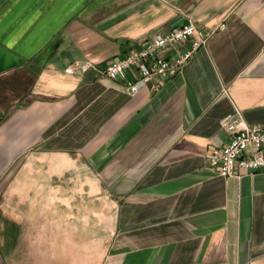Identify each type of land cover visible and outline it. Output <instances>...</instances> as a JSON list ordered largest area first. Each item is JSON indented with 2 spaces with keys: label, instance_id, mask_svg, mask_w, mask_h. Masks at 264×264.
Masks as SVG:
<instances>
[{
  "label": "crops",
  "instance_id": "1",
  "mask_svg": "<svg viewBox=\"0 0 264 264\" xmlns=\"http://www.w3.org/2000/svg\"><path fill=\"white\" fill-rule=\"evenodd\" d=\"M189 21L211 35L173 77L129 94L102 74ZM237 110L264 126V0H0V264L28 230L41 262L74 245L68 224L28 228L12 205L16 184L44 183L114 216L101 264H264V172L222 176L207 159Z\"/></svg>",
  "mask_w": 264,
  "mask_h": 264
},
{
  "label": "built area",
  "instance_id": "2",
  "mask_svg": "<svg viewBox=\"0 0 264 264\" xmlns=\"http://www.w3.org/2000/svg\"><path fill=\"white\" fill-rule=\"evenodd\" d=\"M210 35L194 21L173 26L165 33L142 39L129 54L109 62L102 74L121 80L123 89L135 94L154 77L167 80L176 75ZM185 43L189 46L185 47ZM168 48H173L175 54L164 56L162 52ZM226 127L231 139L225 146L210 149L209 166L222 176L264 172V126L248 123L242 111L237 110L227 118Z\"/></svg>",
  "mask_w": 264,
  "mask_h": 264
},
{
  "label": "rangeland",
  "instance_id": "3",
  "mask_svg": "<svg viewBox=\"0 0 264 264\" xmlns=\"http://www.w3.org/2000/svg\"><path fill=\"white\" fill-rule=\"evenodd\" d=\"M51 185L16 184V191H22L25 196L15 198L12 205L18 206L21 202L27 212L23 214L22 221L28 224V228H34V224L40 222L64 225V228L68 224L74 231V245L63 247L59 251V256H62L64 261L59 257V262H41L39 258L35 260L34 253L37 248H42L41 244L37 243L39 245L36 246L35 242L42 232L28 230L26 246L16 255L17 264H101L114 238V216L108 214L99 219L98 215L84 214L83 208L88 206V200L80 198L79 191H74L77 184L59 183V192H54ZM53 185L56 186L55 183ZM50 208H57L58 214L51 215ZM29 256L32 257L28 259Z\"/></svg>",
  "mask_w": 264,
  "mask_h": 264
}]
</instances>
